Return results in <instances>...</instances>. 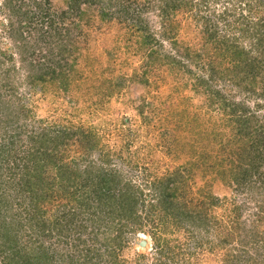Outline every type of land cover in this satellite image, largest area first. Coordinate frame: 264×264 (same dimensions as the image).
I'll use <instances>...</instances> for the list:
<instances>
[{"label":"trees","instance_id":"16d2710c","mask_svg":"<svg viewBox=\"0 0 264 264\" xmlns=\"http://www.w3.org/2000/svg\"><path fill=\"white\" fill-rule=\"evenodd\" d=\"M49 1L4 0L0 5L1 15L11 26L9 36L20 64L16 65L13 51L5 47L0 56V64L6 63L0 73V90L13 83L19 68L32 90L37 83H58L68 90L79 58L73 50L78 49L82 36L88 35L82 26L95 24L97 18L130 24L143 12L137 11L135 0H63L59 9ZM148 1L154 3L152 9L162 27L160 39L148 31L141 37L146 45L155 41L156 46L152 44L147 51L150 65L160 61L173 70L175 79L179 69L186 68L192 90L203 94L206 101H217L219 112L227 113L220 123L226 130L220 128L217 134L222 154L216 152L209 167L219 177L230 179L229 186L241 199L231 198L224 206L226 199L211 195L208 203L189 205L178 197L187 187L188 177L196 175L191 169L185 173L176 169L164 180L155 179L145 194L125 172V168L134 171L137 165L131 160L132 139L125 142L126 149H111L98 145L100 137L94 130L74 124L69 127L61 117L42 120L39 130L20 139L24 145L22 163L10 165L9 158L0 162V177L9 171L6 178L14 184L10 187L28 194L26 202L17 203L20 210L9 212L7 226L0 222V226L4 224L0 232L2 264H127L121 252L131 244L132 237L127 240V235L137 232L152 238L158 254L156 264H198L190 259L197 249L183 250L180 242L170 244L184 224L212 236L208 249L213 262L264 264V113H258L264 103V0H216L220 9L213 5L215 0ZM182 10L191 11L190 32L199 36L190 44L185 40L179 45ZM28 26L35 29L25 37ZM40 39L41 43L35 44ZM161 40L169 41L171 50H165ZM36 46L44 50L39 62ZM180 82L189 86L186 80ZM115 84L118 89L122 86L120 78ZM11 88L12 92H7L10 100L0 111L6 110L16 119L19 114L31 117V107L18 102L13 97L15 88ZM237 94L243 97L238 100ZM249 99L255 100L252 108ZM11 104L15 106L11 108ZM73 147L75 154L82 148L84 152L64 161V154L69 155ZM46 204L56 205L59 212L48 214ZM216 206L222 209L219 219L209 213ZM245 209L250 210L249 219L244 216ZM207 240L201 236L195 244L204 246ZM137 252L136 260L144 257L145 252Z\"/></svg>","mask_w":264,"mask_h":264},{"label":"rangeland","instance_id":"374dc122","mask_svg":"<svg viewBox=\"0 0 264 264\" xmlns=\"http://www.w3.org/2000/svg\"><path fill=\"white\" fill-rule=\"evenodd\" d=\"M135 2L137 11L143 9V12L140 14L138 12L135 17L139 19L134 18V22L130 24L125 22L123 25L115 18H106V20L97 18L95 24L92 22L93 25L82 26V31L87 32L88 35L82 36L78 49L73 50L79 58L75 62L77 66L70 75L68 90L65 91L64 85L58 83L45 86L37 83V87L32 90L23 79L22 69H18L19 73L16 71L13 83L8 87L5 85L0 90V95L4 94L0 97V108L8 104L10 97L7 96V92L11 93V87H14L13 97L17 101L20 100L18 102L24 103L25 107H31L33 114L30 113L31 117L26 119L19 114L20 119H16L14 114L8 115L6 110L0 111V162L3 159L5 163L9 158L10 165L22 163L20 157L23 155L21 151L24 145L20 139H24L31 131L39 130L41 124L39 121H51L53 118L61 117L66 119L64 123L69 127L74 124V127L96 131L100 137L98 145H105L111 149H114L113 146L117 148L121 146L126 149L125 142L128 140L130 142L132 139L129 145L133 155L131 160L137 165L134 171L130 172L125 168V172L131 174L128 178H131L133 183L144 188L145 194H148L147 188L155 179L164 180L176 169L181 173L191 169L196 175L192 178L188 177L187 187L184 188L179 199L189 205H194L195 202L200 204L203 201L208 203L211 195L226 199L224 206H228L231 198L239 201L240 194L229 186L230 179L219 177L209 167L216 159L214 157H217L216 152L222 154L219 152L217 134L220 128L226 130L220 123L227 113L219 112L216 107L217 101L213 103L206 101L203 94L192 90L189 85V74L184 72L186 68L179 69L181 75H177L178 78L175 79L173 70L160 64V61L155 62L156 64L151 67L147 51L152 44L155 45V41L146 45L142 43L141 37L145 34L144 31H148L152 32L156 39H160L162 27L156 11L153 10V2L148 0H135ZM49 3L58 9L64 5L63 0H50ZM3 4L4 0H0V5ZM213 5L217 9L222 7L216 0ZM192 16L190 10L189 12L182 10L178 16L182 25L177 35L179 45L185 40L190 44L192 39H198V33L190 32V29L193 30ZM8 22V18L0 13V56L2 58L1 52L6 51L8 47L14 53L16 65L20 66L19 52L14 48L15 44L9 36L11 26ZM33 27L28 26V30L24 29L23 35L27 37L33 33L35 29ZM125 38L130 40L126 42ZM83 39L84 42L81 43ZM41 41V39L36 43L31 41V44L35 45ZM161 43L165 50H171L172 45L169 41L161 40ZM40 48L36 46L37 62L44 53L43 48L39 50ZM5 67L6 63L0 64V73ZM144 71L147 72L143 73ZM119 78L122 86L118 89L115 83ZM185 80L189 86H184L183 82H180ZM235 97L239 100L243 94H237ZM28 98L30 102L26 103ZM254 101L249 99L247 104L252 108L255 105ZM15 105L11 104L10 107L13 108ZM141 105L144 106L142 113ZM259 112L264 113V103ZM73 149L74 147L68 151L69 155L64 154V161H70L72 157H77L78 153L84 152L82 148L75 154ZM204 163L205 165L202 166ZM199 165L202 168H199ZM50 172L52 174L53 171ZM6 174L0 177V222L4 223L9 220V212L20 210L17 203L23 199L26 202L28 199V194L10 187L14 184L11 179L6 178L10 176L9 171ZM248 206L250 207L251 204ZM46 207L50 215L59 212L56 205L46 204ZM220 210L222 209L216 206L209 213H213L216 219H219L222 213L218 212ZM249 211L245 209L244 216L248 217ZM2 225L4 226L3 223ZM3 226H0V232H3ZM148 229L152 231L151 227ZM174 235L176 238L170 244L180 242L183 250L193 247L197 249L198 253L192 255L190 259L197 261L198 264H217L213 262V256L208 249L210 241L213 240L212 236L202 235L195 226L189 224L181 226ZM201 236L208 240L204 242V246L198 247L195 242ZM128 237H132L131 244L121 252L127 264H156L154 260L158 256L157 249L148 234L129 233L127 240ZM137 251L145 252L144 257L136 260ZM0 264H2L1 260Z\"/></svg>","mask_w":264,"mask_h":264},{"label":"water","instance_id":"95a60500","mask_svg":"<svg viewBox=\"0 0 264 264\" xmlns=\"http://www.w3.org/2000/svg\"><path fill=\"white\" fill-rule=\"evenodd\" d=\"M141 245H144L143 243H141Z\"/></svg>","mask_w":264,"mask_h":264}]
</instances>
